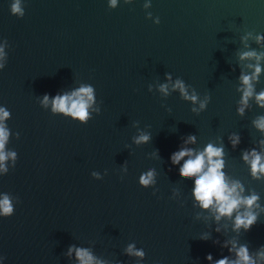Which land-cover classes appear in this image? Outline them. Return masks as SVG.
I'll use <instances>...</instances> for the list:
<instances>
[{
    "label": "water",
    "instance_id": "water-1",
    "mask_svg": "<svg viewBox=\"0 0 264 264\" xmlns=\"http://www.w3.org/2000/svg\"><path fill=\"white\" fill-rule=\"evenodd\" d=\"M12 2L0 0V43L7 41L8 52L0 104L11 111L6 147L17 153L15 166L0 176V191L19 201L12 216L0 218L6 264H76L66 255L70 244L88 247L105 264H136L124 254L133 241L146 252L143 264H208L207 253L228 254L213 243L217 237L253 249L264 244V214L248 232L233 233L225 220L216 233L211 213L193 207L191 181L169 161L187 134L197 135L190 145L196 148L223 138L228 176L264 202V181L252 179L241 159L242 149L264 138L253 124L264 108L251 100L243 115L236 111L238 76L251 71L239 52H264V42L255 40L264 33V0H152L150 8L145 0H121L115 9L107 0H22L23 17L11 13ZM165 73L183 78L201 99L210 95L207 109L193 113L178 92H150L148 85ZM81 83L94 85L101 102L87 124L54 115L38 101ZM139 131L151 132L152 140L134 144ZM232 132L241 136L236 149L228 143ZM150 167L158 172L155 195L138 183ZM93 170L103 178L92 177ZM204 232L212 239H199Z\"/></svg>",
    "mask_w": 264,
    "mask_h": 264
},
{
    "label": "clouds",
    "instance_id": "clouds-1",
    "mask_svg": "<svg viewBox=\"0 0 264 264\" xmlns=\"http://www.w3.org/2000/svg\"><path fill=\"white\" fill-rule=\"evenodd\" d=\"M121 0H107L110 8H117ZM131 3V0H126ZM152 0H145L143 7L150 8ZM10 11L17 17L25 15V7L22 0H13ZM147 17L155 24L160 23L158 16L153 17L151 12ZM252 35L248 33V36ZM247 39V36L243 37ZM257 43L264 42V33H256ZM7 41L0 43V71H3L8 62V52L6 51ZM247 47V46H246ZM241 61H248L246 67L251 71L241 70L238 76L241 96L237 113L243 115L251 100L255 101L257 107L264 108V89L256 90V84L260 81V76L264 72V52L253 48L239 52ZM254 61V62H253ZM148 90L158 92L167 97L170 92H178L180 97L191 102V111L200 114L205 111L211 101L210 95H205L202 99L196 88L185 82L181 77L173 78L171 73H165V78L156 85L149 84ZM40 105L54 115H62L81 124H87L93 118V114L99 115L101 112V102H98L96 89L91 83H81L79 86L61 89L54 95L44 93L38 97ZM171 111V109H168ZM11 119V111L6 105L0 104V176L6 175L11 167H14L17 160V153L7 149L12 130L7 124ZM254 126L264 132V114L259 115L254 121ZM19 138L20 133H15ZM152 140L151 132L139 131L133 137L136 145L147 144ZM197 143V135L190 133L184 136L176 150L169 156L170 166H175L182 179L191 181V198L193 207L211 213V219L215 221L214 231L220 233L221 221H230L233 233H245L251 230L257 223L261 215L264 214V202L261 194L255 189H248L240 179L229 177L226 172V152L223 138L220 143L211 141L205 143L202 148L191 147ZM228 143L232 149H236L241 144L239 132H232L228 136ZM257 145L241 150V159L248 166L249 175L257 181H264V138L257 141ZM153 154L160 156L159 149H154ZM10 161V163H9ZM107 170H105L106 173ZM121 171L126 174L127 163L124 162ZM91 176L95 179H102V173L93 170ZM158 172L155 167H150L142 171L138 177V183L144 188L151 187L153 195L158 189ZM173 199H176L175 193ZM180 203H183L181 200ZM18 198L9 192L0 191V218L10 217L15 212V204ZM225 229L228 228L224 224ZM201 240L212 239L211 232L201 233ZM214 244L220 245L221 249H227L228 254L220 258H214L211 252L207 253L205 259L208 264H264V244L256 248H250L248 242H241L235 237L220 240L219 237L213 240ZM124 254L135 257L136 264H143L146 252L143 248H138L136 243L130 242L124 248ZM66 255L74 258L76 264H105V261L97 258L94 253L84 246L70 244L67 247ZM6 256L0 253V264H6ZM115 264H122L117 260Z\"/></svg>",
    "mask_w": 264,
    "mask_h": 264
}]
</instances>
